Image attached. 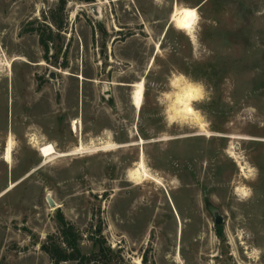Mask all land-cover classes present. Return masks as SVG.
Instances as JSON below:
<instances>
[{
	"label": "rangeland",
	"instance_id": "rangeland-1",
	"mask_svg": "<svg viewBox=\"0 0 264 264\" xmlns=\"http://www.w3.org/2000/svg\"><path fill=\"white\" fill-rule=\"evenodd\" d=\"M2 192L0 264H54L58 208L96 264H264V0H0Z\"/></svg>",
	"mask_w": 264,
	"mask_h": 264
},
{
	"label": "bare ground",
	"instance_id": "bare-ground-1",
	"mask_svg": "<svg viewBox=\"0 0 264 264\" xmlns=\"http://www.w3.org/2000/svg\"><path fill=\"white\" fill-rule=\"evenodd\" d=\"M194 11V15L192 14ZM196 18H197V12L194 9H188V8H184L181 12H178L175 14L174 18H173V23L176 25V27L182 31H187L192 33L193 29H194V25L196 23ZM189 33V34H190ZM82 78V77H81ZM135 88L134 92H133V103L134 106L137 109H140L143 103V95H144V87L143 84L139 83L133 86ZM197 95H196V91L192 88H188L182 95L179 96V102L181 104V107L183 108V113H185L186 115H195L193 109L190 106V102L192 100H195ZM73 127H74V131H78V122L75 121L73 123ZM13 140L10 139L8 141L7 144V149H6V153H5V157L4 160L7 163H11L12 162V150H13ZM99 148V147H98ZM110 148V147H109ZM104 149V148H103ZM102 150V149H101ZM39 151L41 153V156L43 158H50L54 155H68V154H72L68 153V154H59L57 152V150L55 149L53 144H47L44 145L42 147L39 148ZM85 148L83 146L79 147L78 149H76L75 152L73 153H77V152H84ZM93 151V150H92ZM98 151V150H97ZM132 179L134 181L137 180H141L143 178H150L153 181H156L153 177H151L145 167V164L143 161H141L139 163V167L136 171H134L131 175ZM15 184H12L10 186V188H12ZM9 188V189H10Z\"/></svg>",
	"mask_w": 264,
	"mask_h": 264
},
{
	"label": "trees",
	"instance_id": "trees-1",
	"mask_svg": "<svg viewBox=\"0 0 264 264\" xmlns=\"http://www.w3.org/2000/svg\"><path fill=\"white\" fill-rule=\"evenodd\" d=\"M60 1L63 5L64 0ZM57 220L58 234H49L46 241L41 244V248L48 254L50 260L54 264L65 260H72L74 264H96L98 255L103 253L100 238L95 237L93 239V245L98 246L96 250L84 253L80 249L79 236L75 226L59 208L57 209ZM97 230L100 231V227ZM217 234L220 235L221 232ZM56 237L60 238V241Z\"/></svg>",
	"mask_w": 264,
	"mask_h": 264
},
{
	"label": "water",
	"instance_id": "water-1",
	"mask_svg": "<svg viewBox=\"0 0 264 264\" xmlns=\"http://www.w3.org/2000/svg\"><path fill=\"white\" fill-rule=\"evenodd\" d=\"M46 198H47V200H48L50 205H54L55 204L54 200L52 199V197L49 194H46Z\"/></svg>",
	"mask_w": 264,
	"mask_h": 264
},
{
	"label": "snow or ice",
	"instance_id": "snow-or-ice-1",
	"mask_svg": "<svg viewBox=\"0 0 264 264\" xmlns=\"http://www.w3.org/2000/svg\"><path fill=\"white\" fill-rule=\"evenodd\" d=\"M192 14L194 15V11H193V13H192ZM247 194H248L247 192H244V195H245V196H247Z\"/></svg>",
	"mask_w": 264,
	"mask_h": 264
},
{
	"label": "crops",
	"instance_id": "crops-1",
	"mask_svg": "<svg viewBox=\"0 0 264 264\" xmlns=\"http://www.w3.org/2000/svg\"><path fill=\"white\" fill-rule=\"evenodd\" d=\"M8 164H9V163H8ZM6 190H7V189H6ZM6 190H5V191H6ZM5 191H4V192H5ZM4 192H2V193L0 194V196H1Z\"/></svg>",
	"mask_w": 264,
	"mask_h": 264
}]
</instances>
